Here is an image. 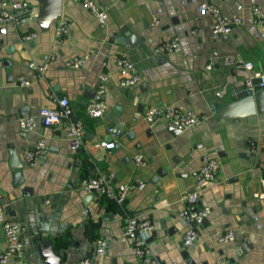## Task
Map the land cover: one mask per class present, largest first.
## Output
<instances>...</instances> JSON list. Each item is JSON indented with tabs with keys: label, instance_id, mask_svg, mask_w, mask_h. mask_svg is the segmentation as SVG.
Instances as JSON below:
<instances>
[{
	"label": "crops",
	"instance_id": "0c3cea01",
	"mask_svg": "<svg viewBox=\"0 0 264 264\" xmlns=\"http://www.w3.org/2000/svg\"><path fill=\"white\" fill-rule=\"evenodd\" d=\"M6 1L30 2L33 11L21 21L0 25V204L5 216L22 227L23 258L44 264L41 254L48 247L62 257L60 264H76L93 254L95 240L102 237L107 245L103 255L94 257L98 264H140L133 242L119 238L124 217L130 214L152 223L150 246L157 264H217L220 257L232 264H264V113L235 119L218 118L212 111L215 104L231 100L248 75L225 64L221 56L238 55L264 70V23L257 24L252 13L254 6L264 10V0H91L108 12L103 27L79 2L61 0V15L46 28L27 21L37 16L39 1ZM202 2L217 5L224 15H239L242 24L213 37L212 16L198 10ZM154 17L156 25L151 24ZM62 20L66 30L57 40L56 26ZM126 31L140 43L133 48L121 45ZM31 33L34 36L26 38ZM171 37L179 39V53L155 54V46ZM86 54L83 65H66ZM119 56L135 63L141 76L137 85L120 84L114 64ZM30 62H47L43 77ZM102 72L108 75L102 95L106 111L91 118L87 108ZM62 96L72 108L68 119L45 126L36 117L35 127L21 132V118L36 116ZM162 103L202 116L203 122L175 136L165 122L149 126L145 110ZM73 121L83 125L88 148H70L66 130ZM119 123L125 131L133 129L135 137L127 140L123 132L120 146L107 151L99 143L108 137V127ZM41 140L47 145L45 158L28 163L23 153ZM137 142L139 148L134 147ZM10 151L24 164L19 185L12 184ZM136 152L145 157L144 167L133 162ZM208 159L218 160L219 170L197 206H208L210 214L198 227V239L186 247L187 225L180 216L186 203L181 196L191 190L195 172ZM74 173L77 181L71 182ZM98 175L109 177L114 185H146L118 205L78 187L82 178ZM226 229L233 231L234 240L219 244L216 238ZM5 247L0 226V249ZM4 264L20 262L10 259Z\"/></svg>",
	"mask_w": 264,
	"mask_h": 264
},
{
	"label": "built area",
	"instance_id": "2783aa9c",
	"mask_svg": "<svg viewBox=\"0 0 264 264\" xmlns=\"http://www.w3.org/2000/svg\"><path fill=\"white\" fill-rule=\"evenodd\" d=\"M79 2L81 6L96 18L98 24L103 27L108 20L107 10L93 2L91 0H74ZM198 10L201 13H207L212 16L211 22V34L217 38L220 35L229 34L235 27L242 24V19L239 15L232 13L231 15H224L220 8L208 2H202L198 5ZM252 13L254 15L255 22L257 24L264 23V10L253 7ZM33 14L31 4L27 1H1L0 2V25L7 23H13L21 21L26 17ZM158 19L154 17L151 20L152 25H156ZM67 22L62 20L56 26L55 36L59 40L65 33ZM34 34L26 35V38L33 37ZM180 51V43L177 37H171L169 39H163L159 42L155 48L154 53L157 55L174 56ZM213 57H217L218 54L213 51ZM88 54L82 57H74L66 62V65L71 68H77L84 64ZM222 61L225 64L232 65L238 69H245L248 71V75L244 83V91L246 94H253L256 91L264 88V70L254 68L251 62L242 60L238 55L221 56ZM117 73L122 77L120 84L125 87H132L139 83L141 76L137 72L135 63L125 56H119L114 61ZM29 67L35 69L39 77H43L45 70L48 67L47 62L36 63L30 62ZM207 68H211V64L207 65ZM99 84L91 99L87 114L91 118H99L106 111V104L102 98L104 92V85L108 79L106 72H102L98 75ZM21 82L27 83L26 80L21 79ZM225 86L222 87V89ZM217 96L221 97L222 92L219 90ZM54 106H44L38 110L36 116H26L20 120V129L23 134L28 133L36 125V117H38L45 126H53L59 124L63 119H68L72 114V108L69 100L62 96L55 98ZM145 122L149 126H153L158 122H165L179 130H183L190 126H199L203 122V117L178 108L174 105L162 103L159 105H151L147 107L143 116ZM110 141H102L100 146L107 151H111L119 143L123 132L118 130L115 126L108 127L107 129ZM66 136L70 142V148L72 150L79 149L81 147L88 148L89 145L84 143V127L80 122H69ZM250 149H255V143L251 140ZM47 154V145L43 140L39 141L32 149H29L23 153V158L28 163H37L45 158ZM133 162L139 166L144 167L147 161L143 154L134 153L132 155ZM219 170V162L216 159H208L199 167L195 172V181L190 191L182 194V199L186 203V208L181 212L180 216L186 223L187 229L183 236V244L188 247L194 244L198 239V227L202 225L203 221L210 214V208L208 206H197L200 199V195L204 187L216 180V176ZM146 183L144 181L137 182H125L118 185H114L110 178L104 175H98L97 177H84L79 183L78 187L90 193H94L107 199L114 201L118 205H123L129 193L135 189H143ZM87 211H85L86 213ZM0 226L3 229L6 247L0 249V264L6 263L10 259H15L20 264H35L31 263L23 258L24 243L21 237L22 227L8 219L4 212L3 206L0 204ZM153 231V225L146 219H139L135 215L127 214L124 217L123 229L120 234L121 241H132V252L139 259L140 264H157L150 246V238ZM219 244H226L234 240V233L230 229L223 230L216 238ZM107 245L106 239L100 237L95 240L93 247V254L91 256H85L79 259L76 264H98L94 257L103 255ZM177 264V263H169ZM217 264H232L230 259L226 257H220L217 260Z\"/></svg>",
	"mask_w": 264,
	"mask_h": 264
},
{
	"label": "water",
	"instance_id": "95a60500",
	"mask_svg": "<svg viewBox=\"0 0 264 264\" xmlns=\"http://www.w3.org/2000/svg\"><path fill=\"white\" fill-rule=\"evenodd\" d=\"M40 2V7L38 9L37 16L29 18L27 21H32L41 26V28L48 27L53 21L57 20L61 15V0H37ZM121 45H126L130 48L135 47L140 43L138 39H135L132 35L128 33V31L124 32L123 37H120ZM264 67V64H263ZM11 75H8V78ZM9 80V79H8ZM94 96V95H93ZM93 96H88L90 99ZM27 108H23L24 111ZM214 115L218 118H246L255 114L264 113V88L256 91L253 94H246L244 91V85L240 87L231 97V100L219 106L215 104L212 108ZM20 116H25L23 112H19ZM118 130L125 133V137L127 140H133L135 137V133L133 129H129L125 131V126L123 123H119L115 126ZM173 136L179 134L180 130L170 126L168 130ZM147 135H151V129L146 130ZM107 141H110V137L106 138ZM141 145L140 142H137L134 147L139 148ZM120 144L115 147H119ZM10 164L9 167L13 171V185H19L23 181L22 170L24 168V164L20 161L18 155L15 151H10ZM162 174L161 170H158L156 175L160 176ZM74 179H71V182H76L78 173H74ZM207 219L203 221L206 222ZM44 264H60L62 257L55 253L53 249L46 248V250L41 254Z\"/></svg>",
	"mask_w": 264,
	"mask_h": 264
}]
</instances>
